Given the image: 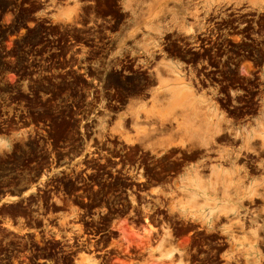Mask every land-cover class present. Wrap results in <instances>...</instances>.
<instances>
[{
	"label": "flooded vegetation",
	"instance_id": "obj_1",
	"mask_svg": "<svg viewBox=\"0 0 264 264\" xmlns=\"http://www.w3.org/2000/svg\"><path fill=\"white\" fill-rule=\"evenodd\" d=\"M124 2L78 0L95 22L43 39L60 130L38 124L9 202L42 226L4 230L0 264H264V23L230 10L148 47Z\"/></svg>",
	"mask_w": 264,
	"mask_h": 264
},
{
	"label": "rangeland",
	"instance_id": "obj_2",
	"mask_svg": "<svg viewBox=\"0 0 264 264\" xmlns=\"http://www.w3.org/2000/svg\"><path fill=\"white\" fill-rule=\"evenodd\" d=\"M56 1L54 5L51 1L50 6H44L41 4H46L47 0H0V200L5 197L4 203L0 202V224L6 226L0 227V242L12 239L3 233L4 230L21 232L38 230L42 226L14 221L30 213L24 210L25 207L9 202H14L10 196L19 193L14 186L34 183L26 176L32 170L28 168L29 164L43 150L42 143L36 138L38 124L43 126L50 121L57 133L60 130L56 121L58 116H55L58 106L51 103L58 100L59 93L46 97L50 94L51 84L45 75L49 72L45 64L49 61L50 49L57 47L42 45L43 39L58 35L61 28L70 34L75 31L73 26L94 23L96 18L91 11L81 9L78 0L65 4ZM124 1L123 6L130 8L134 25L128 37L135 38L141 31V38L147 41L148 47L152 46L150 42L174 34L186 35L190 24L206 22L212 14H225L230 10L249 9L264 23L262 0H241L239 6H234L235 0H227V3L225 0H169L166 7L151 6L153 0ZM21 171L26 174H19ZM45 177L44 173L39 184L45 183ZM174 209L188 210L186 207ZM44 226L43 230H49Z\"/></svg>",
	"mask_w": 264,
	"mask_h": 264
},
{
	"label": "bare ground",
	"instance_id": "obj_3",
	"mask_svg": "<svg viewBox=\"0 0 264 264\" xmlns=\"http://www.w3.org/2000/svg\"><path fill=\"white\" fill-rule=\"evenodd\" d=\"M168 1L169 0H153V3L151 4V6H159L160 5V6L166 7L165 5L167 4ZM175 1L178 2V0H175ZM225 1H226L225 3L228 2L227 0H225ZM261 2H262V5L264 6V0H262ZM240 3H241V0H235L234 6H239Z\"/></svg>",
	"mask_w": 264,
	"mask_h": 264
}]
</instances>
